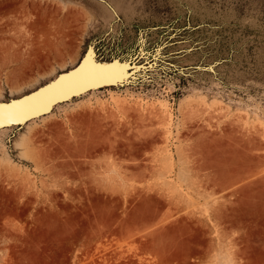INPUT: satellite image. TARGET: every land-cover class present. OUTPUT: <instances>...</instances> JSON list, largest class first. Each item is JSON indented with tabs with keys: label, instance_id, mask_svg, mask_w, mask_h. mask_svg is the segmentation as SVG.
Here are the masks:
<instances>
[{
	"label": "rangeland",
	"instance_id": "obj_1",
	"mask_svg": "<svg viewBox=\"0 0 264 264\" xmlns=\"http://www.w3.org/2000/svg\"><path fill=\"white\" fill-rule=\"evenodd\" d=\"M89 46L158 66L0 131V264H264V0H0V102Z\"/></svg>",
	"mask_w": 264,
	"mask_h": 264
},
{
	"label": "water",
	"instance_id": "obj_2",
	"mask_svg": "<svg viewBox=\"0 0 264 264\" xmlns=\"http://www.w3.org/2000/svg\"><path fill=\"white\" fill-rule=\"evenodd\" d=\"M146 53L147 54L145 55L134 53V55L130 58L124 57L121 53L110 54V56L101 58L98 55L96 48L89 46L80 62L74 68L58 74L56 78L50 80L37 90H34L18 98L1 101L0 106L18 104L21 101L29 100L32 97H39L42 94H46L47 90L50 89L53 84L60 83L62 78H72L75 74L86 72L93 68L96 70L111 69L117 73V76L114 75L107 78L98 77L91 81H87L82 86L76 87L71 91H68L66 94L56 96L51 100L50 103L47 104V107H40L38 110L29 113L21 120L0 123V131L9 128L22 129L24 126L30 124L33 121L51 115L58 106L77 101L83 98L84 95L89 94L94 90L102 89L103 87L141 85L144 83L143 81L145 77H147L146 80L149 79V70L151 68L156 69L158 66V64L156 65L155 60H153L155 54H150L149 50L146 51ZM149 55L150 57L152 56V59L149 57ZM124 65H130L131 67L121 72V69H123ZM146 83L147 82L144 84Z\"/></svg>",
	"mask_w": 264,
	"mask_h": 264
},
{
	"label": "snow or ice",
	"instance_id": "obj_3",
	"mask_svg": "<svg viewBox=\"0 0 264 264\" xmlns=\"http://www.w3.org/2000/svg\"><path fill=\"white\" fill-rule=\"evenodd\" d=\"M130 67V65H124L121 72ZM114 75H117L114 70H96L93 68L86 72L75 74L72 78H62L60 83L53 84L51 88L47 90L46 94H42L39 97H32L29 100L21 101L18 104L0 106V123L21 120L29 113L38 110L40 107H47V104L58 95L66 94L68 91L80 87L85 82L98 77L107 78Z\"/></svg>",
	"mask_w": 264,
	"mask_h": 264
},
{
	"label": "bare ground",
	"instance_id": "obj_4",
	"mask_svg": "<svg viewBox=\"0 0 264 264\" xmlns=\"http://www.w3.org/2000/svg\"><path fill=\"white\" fill-rule=\"evenodd\" d=\"M117 76V75H116Z\"/></svg>",
	"mask_w": 264,
	"mask_h": 264
}]
</instances>
